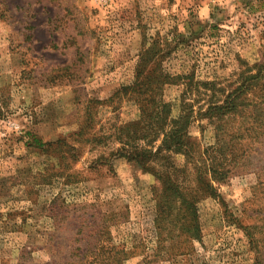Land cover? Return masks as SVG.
<instances>
[{"label": "rangeland", "instance_id": "rangeland-1", "mask_svg": "<svg viewBox=\"0 0 264 264\" xmlns=\"http://www.w3.org/2000/svg\"><path fill=\"white\" fill-rule=\"evenodd\" d=\"M153 42L156 56L169 55L168 74L222 81L237 70L236 56L264 60V0H0V264H264L263 144L227 182L212 183L197 230L183 227L185 213L179 225L156 220L152 174L121 159L94 163L109 146H82L66 181L51 179L54 148L32 144L30 136L53 144L76 132L87 101L129 85ZM180 90H164L173 117ZM126 108L116 112L121 121ZM201 126L189 131L206 148L213 133Z\"/></svg>", "mask_w": 264, "mask_h": 264}, {"label": "trees", "instance_id": "trees-1", "mask_svg": "<svg viewBox=\"0 0 264 264\" xmlns=\"http://www.w3.org/2000/svg\"><path fill=\"white\" fill-rule=\"evenodd\" d=\"M156 44L138 54L129 85L119 87L106 100L87 101L84 120L76 132L66 138L58 136L53 144H43L34 136L30 140L37 148H54L58 168L51 169V179L66 181L68 163L76 161L82 146L90 147L89 151L109 146L108 155L99 156L94 163L113 164L112 160L121 159L152 174L159 184L156 220L171 218L172 225L176 221L179 225L185 213L191 221L183 227L192 225L197 230V205L215 197L212 183L227 182L238 162L256 145H264V60L249 64L236 56L238 68L229 78L201 81L192 72L168 74L163 64L169 55L156 56ZM167 86L181 88L176 117L172 116L175 104L164 98ZM193 92L206 101L199 106L185 102V96ZM124 104L128 105L127 121H121L116 113ZM100 107L112 114L100 120ZM202 122L213 133V144L206 148L189 131L193 125L202 129ZM176 156L183 158L181 165L175 164Z\"/></svg>", "mask_w": 264, "mask_h": 264}, {"label": "built area", "instance_id": "built-area-1", "mask_svg": "<svg viewBox=\"0 0 264 264\" xmlns=\"http://www.w3.org/2000/svg\"><path fill=\"white\" fill-rule=\"evenodd\" d=\"M94 2H96L98 5L100 6H107L108 5V0H93ZM214 3H220L222 1H226V0H212Z\"/></svg>", "mask_w": 264, "mask_h": 264}, {"label": "crops", "instance_id": "crops-1", "mask_svg": "<svg viewBox=\"0 0 264 264\" xmlns=\"http://www.w3.org/2000/svg\"><path fill=\"white\" fill-rule=\"evenodd\" d=\"M202 12H203V10H202Z\"/></svg>", "mask_w": 264, "mask_h": 264}]
</instances>
